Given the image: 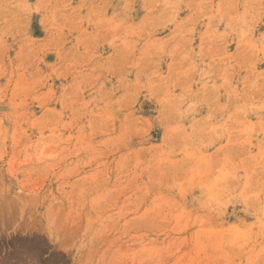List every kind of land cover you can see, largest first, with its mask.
Listing matches in <instances>:
<instances>
[{
    "label": "rangeland",
    "instance_id": "374dc122",
    "mask_svg": "<svg viewBox=\"0 0 264 264\" xmlns=\"http://www.w3.org/2000/svg\"><path fill=\"white\" fill-rule=\"evenodd\" d=\"M0 264H264V0H0Z\"/></svg>",
    "mask_w": 264,
    "mask_h": 264
}]
</instances>
